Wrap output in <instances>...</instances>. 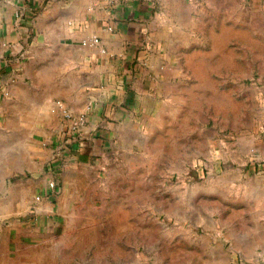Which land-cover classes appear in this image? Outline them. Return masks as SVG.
<instances>
[{
	"label": "rangeland",
	"instance_id": "obj_1",
	"mask_svg": "<svg viewBox=\"0 0 264 264\" xmlns=\"http://www.w3.org/2000/svg\"><path fill=\"white\" fill-rule=\"evenodd\" d=\"M189 3L165 112L91 159L52 163L56 135L42 187L0 177V264H264V0ZM12 189L29 210L4 213Z\"/></svg>",
	"mask_w": 264,
	"mask_h": 264
},
{
	"label": "crops",
	"instance_id": "obj_2",
	"mask_svg": "<svg viewBox=\"0 0 264 264\" xmlns=\"http://www.w3.org/2000/svg\"><path fill=\"white\" fill-rule=\"evenodd\" d=\"M191 19L189 0H0V87L11 89L0 91L2 180L30 174L45 185L51 143L68 126L63 108L88 116V145L74 158L142 133L154 105L165 112L176 100L169 56L191 37ZM15 191L6 214L31 208L16 205L30 191ZM44 207L52 222L63 214L52 199Z\"/></svg>",
	"mask_w": 264,
	"mask_h": 264
},
{
	"label": "built area",
	"instance_id": "obj_3",
	"mask_svg": "<svg viewBox=\"0 0 264 264\" xmlns=\"http://www.w3.org/2000/svg\"><path fill=\"white\" fill-rule=\"evenodd\" d=\"M99 42L100 38L95 37L93 39L94 44H98ZM5 86H3L1 90L3 93L8 95L10 91ZM59 105L62 106L60 102ZM63 117L67 121L68 126H66V128L61 132L60 141L58 144L55 145L52 163L56 161V158L54 157H62L66 154H70L71 151L73 152L75 147L79 148L87 142V138L84 133V128L87 124V112L73 113L69 109L63 108ZM73 145L75 146L73 147ZM58 193L59 188L57 184V179H50L49 195L56 197ZM37 199L40 200L41 196H37Z\"/></svg>",
	"mask_w": 264,
	"mask_h": 264
}]
</instances>
